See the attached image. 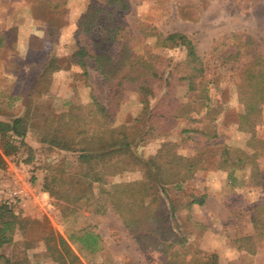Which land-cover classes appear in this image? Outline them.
Returning a JSON list of instances; mask_svg holds the SVG:
<instances>
[{"label": "rangeland", "instance_id": "obj_1", "mask_svg": "<svg viewBox=\"0 0 264 264\" xmlns=\"http://www.w3.org/2000/svg\"><path fill=\"white\" fill-rule=\"evenodd\" d=\"M90 1H0V32L17 27L16 40L0 48V119H12L27 114L28 110L32 114L27 143L33 149V162L22 161L28 155V151L22 150L18 156L8 158L6 169H0V203L14 206L26 230H16L12 241L0 249L15 264H56L48 256L43 233L53 229L68 237L86 227L100 234L103 248L88 253L74 244L83 264H164L169 242L142 250L111 207L105 213H95L94 206L65 203L42 188L47 166L63 156L59 150L48 149L41 143L49 118L66 121L70 105L91 103L93 96L108 105L109 88L94 60L89 61L87 79L72 58L77 47L76 23ZM99 1L105 6L104 0ZM56 2L60 6L54 10ZM129 3L125 11L104 7L102 26L95 40L83 35L79 37L80 43L90 50L94 45H104L113 56L127 43L134 50L150 51L177 62L185 55L181 45L154 47L155 34L182 32L194 39L206 65L204 79L213 81L214 105L220 110L225 108L216 122L218 135L209 137L208 133L212 134L209 124L156 116V130L139 152L155 153L164 143L171 142L177 144L179 154L199 156L202 168L195 176L180 189H169L181 207L178 220L188 232L189 241L200 249L216 253L219 264H264V248L249 254L237 250L234 241L236 236L254 234L252 217L259 212L256 211L258 204L264 201V105L255 132V145L261 151L256 161L250 145L252 134L237 130L233 123L236 115L244 110L236 97L235 74L255 53L264 56V0H129ZM52 18L56 19L58 29L56 41L46 42L30 53L31 36L43 35ZM110 29L118 30L117 40L112 44L108 40ZM226 53H238L239 63H225ZM54 59L62 68L39 83L42 94L28 98L38 66ZM126 75L134 77L135 72L130 70ZM159 98H149L146 104L139 93L127 92L120 107L113 110L114 123L124 124L131 131H144L148 125L147 107L152 108ZM160 110L167 117L172 113L166 107H159ZM224 147L243 149V161L237 167L232 168L222 160ZM141 177L138 171L126 172L110 176L108 181L114 184ZM95 191L98 192V185ZM164 195L161 192L160 198ZM201 195H206L205 203L189 208V202ZM260 213L264 223V207ZM4 263L0 259V264Z\"/></svg>", "mask_w": 264, "mask_h": 264}, {"label": "trees", "instance_id": "obj_2", "mask_svg": "<svg viewBox=\"0 0 264 264\" xmlns=\"http://www.w3.org/2000/svg\"><path fill=\"white\" fill-rule=\"evenodd\" d=\"M104 2L102 7L99 0H91L80 15L75 31L77 47L72 58L83 69L87 79L89 61L94 60L96 69L109 88L108 105L93 96L91 103L70 105L66 121L49 118L41 143L46 144L48 149L59 150L63 156L47 166L42 188L51 197L65 203L94 206L95 213H105L111 207L130 229L142 250L155 249L161 243L169 242L164 264H219L216 253L191 244L188 232L178 220L177 212L181 207L169 193L171 187L180 189L202 168L200 157L179 154L177 144L171 142L164 143L159 150L148 155L139 152V148L148 136L154 134L156 116L209 124L212 129L209 137H217L216 122L225 108L222 111L214 105L211 93L213 81L204 79L206 65L198 54L194 39L185 33L155 34L154 47L181 45L185 55L177 62L150 51L134 50L127 43H123L115 56L104 45H94L90 50L81 44L79 37L83 35L95 40L102 26L104 7L125 11L130 6L129 0ZM59 6L56 2L53 9L57 10ZM57 30L56 19H50L43 35L31 36L30 53L42 48L46 42L56 41ZM114 30L110 29L112 33H108L111 44L118 36V30ZM16 32L17 27L0 32V48L15 41ZM224 59L225 63H239L238 53H226ZM61 68L57 59L39 65L27 97L42 94L44 91L39 89V83L43 79L48 80ZM130 70L135 72L134 77H127L126 73ZM233 85L239 104L244 106L233 123L237 130L252 134L250 145L254 148L252 157L256 161L261 152L255 145V132L264 105V56L259 53L252 55L235 74ZM181 91L184 92L182 95ZM127 92L139 93L146 104L149 98L160 97L156 105L150 109L147 107L148 125L144 131H131L124 124L114 123L113 110L120 107ZM159 107H166L172 113L167 117L161 110L159 112ZM30 112L28 110L27 114L12 119H0L1 170L7 168L8 158L18 156L22 150L28 151L22 161L26 164L33 162V149L27 143L32 118ZM243 154V149L224 147L221 157L235 168L243 161ZM136 171L142 174L140 179L109 184L110 176ZM95 185H98V192ZM161 192L166 200L160 198ZM205 200L206 195L196 196L189 202V208L194 204L203 205ZM263 207L264 201L258 204L256 211L260 212ZM259 212L252 217L254 234L236 236L237 250L255 254L264 248V223ZM16 230L26 231L24 221L16 215L13 205L1 202L0 249L12 241ZM42 238L49 258L56 264H83L73 248L74 244L88 253H96L103 248L100 234L89 227L70 233L68 237L49 229ZM0 259H4V264H15L1 253Z\"/></svg>", "mask_w": 264, "mask_h": 264}]
</instances>
